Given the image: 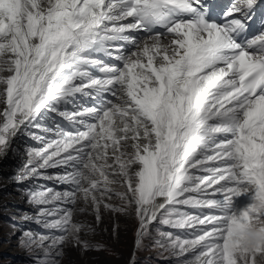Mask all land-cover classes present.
I'll return each instance as SVG.
<instances>
[{
	"label": "snow or ice",
	"instance_id": "6c2138e0",
	"mask_svg": "<svg viewBox=\"0 0 264 264\" xmlns=\"http://www.w3.org/2000/svg\"><path fill=\"white\" fill-rule=\"evenodd\" d=\"M259 2L0 0V156L35 141L15 178L35 228L10 218L34 264L98 249L77 216L104 211L176 264H264Z\"/></svg>",
	"mask_w": 264,
	"mask_h": 264
},
{
	"label": "rangeland",
	"instance_id": "374dc122",
	"mask_svg": "<svg viewBox=\"0 0 264 264\" xmlns=\"http://www.w3.org/2000/svg\"><path fill=\"white\" fill-rule=\"evenodd\" d=\"M28 139V137L22 136L17 141H13L12 150L8 151L4 157H0V200L4 202L0 204V264H34L32 255L18 247L17 238L20 233L14 235L16 229L11 227L10 218L14 217L15 223L23 228H35V225L30 223L19 224V220L24 222L21 220L22 216L25 214L33 215L35 210H21L19 212L15 208L14 199L16 195L12 193L8 185H5L7 180L10 183L15 181L16 187L19 186L22 191L31 186V182L28 181L24 184H17L15 179L17 175L14 177L17 172L12 170L18 161L23 163L25 148L36 146ZM8 170H11V173H7ZM47 183L49 186H53L51 182ZM77 219L95 226V231L83 238L98 246V249L94 247L92 250L82 252L77 247L68 246L65 249L62 264H176L174 259L169 258L167 252H162V249L155 245L153 239L145 240L142 248L137 249L135 247L133 250L136 224L131 217L109 214L104 211L103 222L98 226L93 214L78 215ZM114 227H117L116 234L113 233ZM155 236L156 232L153 229V238ZM132 253L134 256L129 263Z\"/></svg>",
	"mask_w": 264,
	"mask_h": 264
},
{
	"label": "bare ground",
	"instance_id": "6f19581e",
	"mask_svg": "<svg viewBox=\"0 0 264 264\" xmlns=\"http://www.w3.org/2000/svg\"><path fill=\"white\" fill-rule=\"evenodd\" d=\"M18 138H22V136L18 137ZM15 139L14 141H17L18 140ZM31 143H33L34 145L35 144V141H32L30 139H28ZM32 144V145H33ZM29 145V144H28ZM1 157V156H0ZM4 157V156H3ZM21 166V163H19V161L14 164V168L12 169L13 171L15 172H18V169L20 168ZM7 173H11V170L7 171ZM14 173V172H13ZM16 178V177H15ZM14 181V180H13ZM15 182V181H14ZM14 182H11L9 180H7L6 184L5 185H8V187L11 188L12 190V193H14L16 195V198L14 199V202H15V208H17V210L20 212L21 210H24V211H29L30 209L33 210V208H31L27 203H26V198L24 197L23 195V191L21 190V188H19V186L16 187V184H14ZM10 183V184H9ZM18 184V183H17ZM31 214V213H30ZM34 215V214H33Z\"/></svg>",
	"mask_w": 264,
	"mask_h": 264
},
{
	"label": "water",
	"instance_id": "95a60500",
	"mask_svg": "<svg viewBox=\"0 0 264 264\" xmlns=\"http://www.w3.org/2000/svg\"><path fill=\"white\" fill-rule=\"evenodd\" d=\"M135 249V243H134V247H133V250ZM129 262H130V260H129Z\"/></svg>",
	"mask_w": 264,
	"mask_h": 264
}]
</instances>
